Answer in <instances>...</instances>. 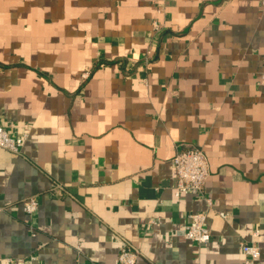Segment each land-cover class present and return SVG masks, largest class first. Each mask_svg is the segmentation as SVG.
I'll list each match as a JSON object with an SVG mask.
<instances>
[{
  "label": "crops",
  "instance_id": "1",
  "mask_svg": "<svg viewBox=\"0 0 264 264\" xmlns=\"http://www.w3.org/2000/svg\"><path fill=\"white\" fill-rule=\"evenodd\" d=\"M262 80L264 0H0V126L26 133L0 149V264H118L124 243L136 264H243L250 241L264 264ZM182 146L210 205L173 195ZM199 211L203 246L181 234Z\"/></svg>",
  "mask_w": 264,
  "mask_h": 264
},
{
  "label": "built area",
  "instance_id": "2",
  "mask_svg": "<svg viewBox=\"0 0 264 264\" xmlns=\"http://www.w3.org/2000/svg\"><path fill=\"white\" fill-rule=\"evenodd\" d=\"M83 77L86 78V73ZM261 83H264V80ZM25 138L26 133L11 136L7 130L0 126V149L11 153H18ZM171 163L176 179L173 187L174 197L179 198L193 195L203 198L204 185L209 176L208 160L204 152L194 146H182V148H179L175 152ZM51 190L56 195H62L65 192L64 188L57 184L53 185ZM203 199L210 205L208 198ZM38 205L36 197H29L23 201L24 212L27 215H31L37 210ZM219 215L223 218L225 217L223 213H219ZM206 220L207 216L205 212L199 211L190 214L188 223L182 226V237L196 244V246H203L209 243L211 234ZM256 236L257 232L251 234L252 238ZM240 249L243 255V264H256V260L260 255V249L254 242H243L240 244ZM138 257L139 252L131 245L124 243L119 250L117 261L118 264H136ZM7 262L8 264L14 263L13 260H8Z\"/></svg>",
  "mask_w": 264,
  "mask_h": 264
}]
</instances>
